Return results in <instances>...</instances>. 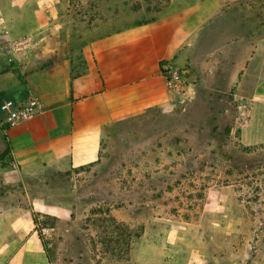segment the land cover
<instances>
[{
    "label": "rangeland",
    "instance_id": "obj_1",
    "mask_svg": "<svg viewBox=\"0 0 264 264\" xmlns=\"http://www.w3.org/2000/svg\"><path fill=\"white\" fill-rule=\"evenodd\" d=\"M197 1L70 0L72 17L56 21L42 3L40 14L30 7L25 17L24 40L29 46L36 29L59 30L62 56L73 62L81 34L104 20L144 21ZM243 3V29L257 53L264 45V0ZM4 23L0 5V30ZM245 67L248 74L264 71ZM250 77L238 94L236 87L221 90L211 111L206 96L197 105L187 101L171 113L151 111L112 127L100 161L66 173H20L6 134L0 210L18 203L27 219L30 201L23 193L66 209L33 214L54 264H264V87L255 93ZM1 165L15 174H3Z\"/></svg>",
    "mask_w": 264,
    "mask_h": 264
},
{
    "label": "crops",
    "instance_id": "obj_2",
    "mask_svg": "<svg viewBox=\"0 0 264 264\" xmlns=\"http://www.w3.org/2000/svg\"><path fill=\"white\" fill-rule=\"evenodd\" d=\"M243 2L198 0L144 21L104 20L90 34H81L79 52L72 50V56L81 58L79 63V57L73 62L63 58L59 30L36 29L32 43L21 45L30 7L40 14L46 3L56 21L72 17L70 0H0L6 29L0 30V111L5 100L24 102L31 97L40 99L44 110L10 130L4 129L1 111L0 152L6 149L8 134L14 168L20 173H66L97 164L107 131L130 119L151 111L171 113L187 101L200 104L206 96L211 111L221 90L225 94L236 87L238 94L249 75L258 92L264 87V71L248 74L245 66H264V45L252 52L254 37L242 24ZM172 3L183 5L184 0ZM170 60L190 69L194 89L187 100L173 101L168 93L162 63ZM1 168L3 174H15L12 166ZM5 195L8 199L10 194ZM21 198L30 201L27 219L18 203L0 210V264H54L34 228L33 214L39 210L62 215L67 210L34 201L28 193Z\"/></svg>",
    "mask_w": 264,
    "mask_h": 264
},
{
    "label": "built area",
    "instance_id": "obj_3",
    "mask_svg": "<svg viewBox=\"0 0 264 264\" xmlns=\"http://www.w3.org/2000/svg\"><path fill=\"white\" fill-rule=\"evenodd\" d=\"M28 41L23 40L21 45ZM162 76L164 77L168 93L173 101L187 100L193 92V82L190 78V69L186 66H179L173 61L162 63ZM4 115L3 123L5 130L17 128L42 114L43 104L40 99L31 97L24 102L5 100L1 105Z\"/></svg>",
    "mask_w": 264,
    "mask_h": 264
},
{
    "label": "trees",
    "instance_id": "obj_4",
    "mask_svg": "<svg viewBox=\"0 0 264 264\" xmlns=\"http://www.w3.org/2000/svg\"><path fill=\"white\" fill-rule=\"evenodd\" d=\"M83 168H85V167H82L81 169H83Z\"/></svg>",
    "mask_w": 264,
    "mask_h": 264
}]
</instances>
